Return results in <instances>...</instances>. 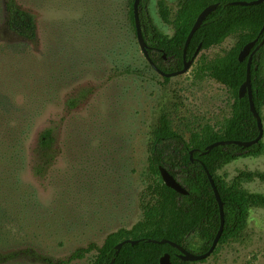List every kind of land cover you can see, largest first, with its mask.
I'll return each instance as SVG.
<instances>
[{
	"label": "rangeland",
	"instance_id": "rangeland-1",
	"mask_svg": "<svg viewBox=\"0 0 264 264\" xmlns=\"http://www.w3.org/2000/svg\"><path fill=\"white\" fill-rule=\"evenodd\" d=\"M161 1L171 20L180 0L147 6L155 26L172 36ZM16 2L33 14L36 39L20 37L0 20V165L7 158L11 165L0 166V264H92L95 249L69 257L101 246L110 232L143 216L159 116L166 114L185 138L203 124L219 128L231 116V92L214 79L195 80L193 71L199 57L222 55L237 39L201 50L186 73L164 81L139 48L132 0ZM260 116L264 146V107ZM46 128L54 131L57 158L38 175L33 150ZM241 172L264 175V148L226 163L217 175L231 183ZM240 186L264 195L258 176ZM216 248L192 264H264V207L251 206L239 237Z\"/></svg>",
	"mask_w": 264,
	"mask_h": 264
},
{
	"label": "trees",
	"instance_id": "trees-1",
	"mask_svg": "<svg viewBox=\"0 0 264 264\" xmlns=\"http://www.w3.org/2000/svg\"><path fill=\"white\" fill-rule=\"evenodd\" d=\"M149 1L140 0L139 20L149 46V56L156 67L164 72L182 69L185 41L197 16L206 6L218 3V7L193 34L186 56L187 59L192 57L198 47L201 51L218 46L230 36L237 39L236 44L222 55L199 57L193 71L195 80L211 78L231 92L234 99L232 114L219 128L203 124L191 130L188 138L174 129L166 114H161L152 133L148 168L154 178L146 187L142 199V218L130 228L121 227L110 232L99 247L90 244L87 248L77 249L69 260L83 258L85 253L95 249L97 254L92 264H109L113 258V264H159L160 257L165 253L170 255L172 264H192L181 260L178 257L179 251L170 244L148 240L167 239L196 254L208 250L218 231L220 218L218 203L206 170L212 176L223 202L225 224L218 244L239 237L246 228L251 206L264 207V195L248 192L240 186L242 179L254 176L264 179V175L241 172L231 183L217 175L222 166L238 157L261 154L264 148L261 141L249 147L219 145L203 153L205 147L215 141H246L258 135L257 122L250 111L248 96L239 97L238 94L246 78L248 56L239 61L238 55L246 43L260 34L264 25V1L255 5H239L229 3L251 0H180L171 20L167 5L161 1L158 4L160 15L164 21L171 22L174 29L172 36L161 32L153 23L147 9ZM133 2L130 3L129 18L135 29ZM0 9V20L10 30L27 40L36 39V22L32 13L22 9L16 0H3ZM262 39L264 30L256 45ZM6 46L11 52L17 50L14 46ZM250 77L252 100L261 115L264 107V43L252 56ZM167 80L164 77V81ZM53 132L51 128L44 129L33 150L37 159L34 170L38 175L43 174L57 158ZM190 151H193L191 156ZM9 152L13 154L16 149L11 146ZM7 163H10L8 158L3 163L4 167L0 166L9 168L11 165ZM161 165L185 187L187 195L177 193L164 184L159 172ZM125 239L138 240V243L123 244L115 255V246ZM195 239L200 240V245L194 242Z\"/></svg>",
	"mask_w": 264,
	"mask_h": 264
},
{
	"label": "water",
	"instance_id": "water-1",
	"mask_svg": "<svg viewBox=\"0 0 264 264\" xmlns=\"http://www.w3.org/2000/svg\"><path fill=\"white\" fill-rule=\"evenodd\" d=\"M263 1L264 0L234 1V2H231L229 4L255 5V4H259ZM139 3H140V0H134V2H133V16H134L135 33H136L137 42L139 44V48H140L141 52L143 53L147 62L155 69L156 72H158L163 77L169 78V77H173V76H177V75H181L183 73H186L191 68L192 64L194 63L196 57L198 56V54L200 52L199 51L200 48L198 47L196 49L195 53L193 54V56L190 57L189 59H187L186 50H187L188 44H189L193 34L201 26V24L203 23L205 18L218 7V3H213V4L206 6L197 16L192 28L190 29V31L187 35L186 41H185V45H184V49H183V67H182V69L174 71V72H164V71L160 70L159 68H157L156 65L152 62V60L149 56V52H148L149 46L146 43L145 38L143 36V32H142V28H141V24H140V20H139ZM263 30H264V25L260 31V34L263 32ZM260 34L254 40L246 43L242 47V49L240 50L239 55H238L239 61H243L245 59V57L248 56L246 78H245L244 82L241 84V86L239 87L238 94H239V97H243L244 95L248 96L250 111L252 112V114L255 117L256 122H257L258 135L254 139L246 140V141H242V140H219V141H215V142L207 145L205 147L203 153H208L212 148L219 146V145L235 144V145L242 146V147H249L253 144L258 143L262 138V135H263L262 120H261V116L258 113V111L254 105V102L252 100L251 77H250V64H251L252 56L256 52V50H258L264 43V39H262L256 45ZM253 47H254V49H253ZM164 58H165V55H164ZM192 153H193V151H190V156L192 155ZM159 172H160V176H161L164 184L167 187L173 189L174 191H176L177 193H180L182 195L188 194V191L185 189V187L178 180H176L174 178V176L164 166H162V165L159 166ZM206 174H207L209 182L212 186V189L214 191L216 201L218 203L219 218H220V225H219L218 231H217L210 247L208 248V250L201 253V254H196V253L191 252L190 250L183 248L179 244L172 242L170 240H167V239H161L159 241L154 240V239L148 240L149 242H154V243H168V244H170L172 247H175L179 251L178 257L183 261L195 262V261L204 260L207 257H209L214 252L215 248L217 247L219 239H220L222 232H223V229H224L225 219H224L223 202L220 198V195H219V192L216 188L214 180H213L212 176L210 175V173L208 172V170H206ZM125 243H130L133 245V244L138 243V240L125 239V240L121 241L120 243H118L115 246V255L118 254L122 245ZM113 263H114V258L111 259L109 264H113ZM159 264H172V262L170 260V256L168 253H165L164 255H162L160 257Z\"/></svg>",
	"mask_w": 264,
	"mask_h": 264
},
{
	"label": "flooded vegetation",
	"instance_id": "flooded-vegetation-1",
	"mask_svg": "<svg viewBox=\"0 0 264 264\" xmlns=\"http://www.w3.org/2000/svg\"><path fill=\"white\" fill-rule=\"evenodd\" d=\"M179 254V253H178ZM170 256V255H169Z\"/></svg>",
	"mask_w": 264,
	"mask_h": 264
}]
</instances>
